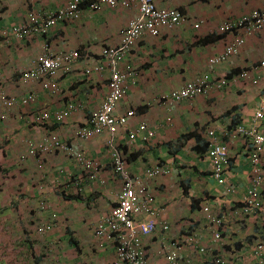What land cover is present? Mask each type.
<instances>
[{
	"label": "crops",
	"instance_id": "obj_1",
	"mask_svg": "<svg viewBox=\"0 0 264 264\" xmlns=\"http://www.w3.org/2000/svg\"><path fill=\"white\" fill-rule=\"evenodd\" d=\"M90 1L92 0H80L84 9L79 20L58 24L44 36L50 51L64 48L83 50L94 57L96 64L100 61L98 55L101 47L115 45L119 40V30L136 13L133 7L109 6L88 12L87 5ZM153 1L157 7L178 8L186 14L187 21L172 28H161L157 36L143 33L120 63V68L128 65L136 68L137 73L133 83L126 81V93L118 103L116 111L121 113L125 109H132L134 115L117 130L114 141L124 156L125 167L130 174L142 176L143 169L154 164L166 165L169 170L166 175L145 180L154 203L163 208L157 215L155 232L142 237L146 264H164L159 246L160 237L167 241L180 232L202 224L204 213L200 204L205 197L213 202L209 209L220 213L223 218L225 245H234L237 248L244 240H250L252 232L257 228L259 219L251 216L242 222L237 207L249 183L248 143L229 133L235 123L241 121L239 123L246 124L254 109L260 105L259 97L264 90V67H257L258 69L249 74L252 79L258 80L255 85L248 78L240 79L237 71L246 66L257 65L264 59V26L260 31L248 35L239 52L228 61L217 65H210L208 61L224 45V36L216 32L217 25L225 18L238 16L252 9L264 11V0ZM64 2L66 0H0V29L20 21L28 9H53ZM195 23L196 27L193 26ZM42 40L41 36L36 35L22 42L12 39L9 46L0 45V74L4 77L6 91L16 96L30 90L37 94L34 103L24 108L15 106L9 117L0 122V139L4 135L7 140L0 146V162L8 174L4 184L8 187L9 193L6 194L10 196L13 193L14 199L20 193L18 202L11 204L9 211L25 210L28 202L32 204L35 199L43 196L52 205L45 217L55 215L58 220L64 219L66 227L45 238L46 246L54 248L55 257L54 261L49 258L44 264H78V258H86L88 250L91 251L88 253L87 262L109 264L113 258L111 246L95 240L88 225L106 214L115 203L119 181L111 174L110 169L105 167L100 171L102 180H91L73 161L58 153L44 156V171L36 166L32 157L26 158L22 165L16 162L18 153L24 149L25 139L42 138L45 133L43 127H48L46 124H29L27 114L38 109L42 111L44 108L53 110L76 93L82 111L72 113L61 126L48 127L56 129L62 138H71L74 124L82 120L84 112L88 113L98 106L106 91L107 70L85 77L81 74L85 64L80 61L74 65L69 75L58 78L64 93L61 101L40 90L35 84L18 82L17 71L27 67L41 53ZM202 71L208 74L207 79L228 72H232L234 76L228 85L218 89L205 88L203 95L176 103L170 108H164L156 102L159 94L176 88L183 81L202 74ZM228 110L229 114L226 112ZM166 116L169 120L165 119ZM139 121H144L152 128L153 138L125 143V132L131 130ZM208 129H213L227 147L228 179L233 189L229 194H225L223 187L217 186L209 175V160L204 151L194 149L196 143L193 136L183 137L194 132L205 141L204 132ZM105 137H108L107 133L102 132L92 141L75 142L87 155L106 162V150L103 147ZM262 161L264 168V156ZM56 167L72 171L73 176L81 172L82 183L78 192L73 189L71 182L65 185L68 193H74L76 198L63 199L55 191L51 192L53 196L50 195ZM43 172L46 173L45 177ZM259 189L263 197L261 214L264 215V180ZM22 217L13 221L10 218L12 225L17 223L25 227ZM160 222L168 225L167 231L160 232ZM74 238L76 243L72 242ZM201 240L202 243H209L206 229ZM67 252L68 256L65 255ZM181 255L191 263L198 260L188 249H183Z\"/></svg>",
	"mask_w": 264,
	"mask_h": 264
},
{
	"label": "built area",
	"instance_id": "obj_2",
	"mask_svg": "<svg viewBox=\"0 0 264 264\" xmlns=\"http://www.w3.org/2000/svg\"><path fill=\"white\" fill-rule=\"evenodd\" d=\"M132 1L137 6L138 14L129 19L125 26L120 29L118 44L101 47L99 52L101 59L96 64L92 58H88L87 54L82 55L84 60L89 61L83 67L81 72L83 76L88 77L91 72H98L97 70H101L105 65L108 66L109 76L107 77V92L101 104L83 118L82 125H76L73 129V136L78 140L90 139L103 130L109 134L105 141L106 158L111 165V173L119 175L117 204L94 224L92 234L94 238L103 240L104 243H114L116 255L111 264H143L138 249L142 244L141 236L149 235L154 231L155 217L160 211V208L157 209L152 206V198L144 180L167 172L165 167L153 165L144 169V179L130 175L126 170L123 154L115 147L112 137L116 128L125 124L132 111L127 110L120 116L114 115L113 110L126 91V81L129 80L132 83L136 73L129 66L125 67L124 71L120 70L118 64L143 33L156 36L161 28H171L183 19L177 10L155 7L151 0H102L103 3L110 6H115L117 3L127 6ZM55 20L52 14L42 18L40 14L29 13L25 22L12 26L9 32L1 30L0 34L5 36L4 41L6 42L10 37L22 38L33 33L43 34L50 25L54 24ZM263 25L264 11L259 9H252L241 16L221 22L217 29L220 33L226 34L227 41L222 52L209 58V64L224 62L229 56L236 54L244 43L245 37L259 31ZM78 56L76 51L49 53L44 50L21 73L22 80H34L43 90L53 93L60 92L58 77L71 73L72 64ZM257 67H264V59L260 60L250 70H242L239 77L256 82V79H252L249 74L258 69ZM212 81L204 75L196 76L178 89L160 94L156 102H160L168 108L182 99H190L202 93L205 88L211 86L221 88L226 85V79L223 77ZM34 100L35 95L33 93L15 99L8 96L0 86V118H4L6 112L16 103L27 105ZM259 104L248 125L238 124L232 130L233 135H238L248 143L249 183L237 207L242 222L251 216H256L259 219L251 239L244 240L237 248L234 245H225L223 218L220 213L209 209L210 199H204L201 205V210L204 213L202 224L180 232L167 241L164 237H160L159 246L164 264H264V215L261 214L263 197L259 189L264 180L262 166V156L264 155V120H262L264 118V92L260 96ZM78 107L79 105L74 100L69 99L64 103L62 109L53 112L52 115L46 111H41L34 121L40 123L52 118L59 121L76 111ZM138 135L141 139H148L153 135V130L141 122L128 132L127 140L131 141ZM205 136L207 139L205 156L210 163V176L218 185L223 187L225 194H229L233 189L228 179L226 145L215 136L212 129L207 130ZM25 146L27 149L25 155L34 157L38 166H42L45 155L58 153L73 161L75 166L82 169L86 177L91 180H96L95 176L98 175L100 167H102L101 160L86 155L75 143L64 141L55 132L48 133L39 142L32 143L25 140ZM39 205L43 206V203L39 202ZM159 227L161 230L167 229L165 223H161ZM45 229L46 227H43L42 231ZM205 229L209 233V243H202L201 240ZM183 249L192 251L198 260L191 263L184 259L181 255Z\"/></svg>",
	"mask_w": 264,
	"mask_h": 264
},
{
	"label": "clouds",
	"instance_id": "obj_3",
	"mask_svg": "<svg viewBox=\"0 0 264 264\" xmlns=\"http://www.w3.org/2000/svg\"><path fill=\"white\" fill-rule=\"evenodd\" d=\"M151 2H152V4L155 6V7H157L156 5H155V3H154V1L153 0H151ZM70 3H73V4H70ZM102 6H109V7H121V8H130V7H133V8H135V11H136V13H135V15L133 16V17H136L137 16V14H138V12H137V6H136V4H135V2H130L129 3V5H127V6H122V5H120V4H116L115 6H110V5H108V4H106V3H103L102 2V0H92V1H90L89 3H88V5H87V9H88V12H93V11H97V10H99ZM67 8V9H66ZM159 8H164V7H159ZM83 6L81 5V2H80V0H66V2H64L61 6H59V7H56V8H53V9H46V10H44V9H40V10H33V9H28V10H26V13L24 14V16H23V18L20 20V21H18V22H16V23H13V24H10V25H5V26H3L1 29H0V31L1 30H5V31H7V32H9L10 31V28L12 27V26H15V25H17V24H19V23H23V22H25L26 20H27V16H28V14L29 13H36V14H40V16L43 18V17H45V16H47V15H49V14H52L54 17H55V22H54V24H52V25H50L47 29H46V31L43 33V34H38V33H33V34H31V35H29V36H26V37H22V38H14V37H10V39L6 42V41H4V37L5 36H3L2 34H0V45L1 46H9L10 45V42H11V40L12 39H15V40H18V41H20V42H22L23 40H25V39H30V38H32V37H34V36H36V35H38V36H41L42 38H43V40L41 41V50H40V52L42 53L44 50L45 51H47V52H49V53H53V52H60V51H76L77 53H78V57L76 58V60L73 62V64H72V70H73V68H74V65L78 62V61H80V62H82V63H84L85 65L86 64H88L89 63V61L88 60H84L83 58H82V55L83 54H87V56H88V58H92L93 60H94V57L91 55V54H89L88 52H86V51H83V50H81V51H78V50H76V49H66V48H64V49H60V50H54V51H50L49 50V48H48V41H47V39L46 38H44V36L52 29V28H54V27H56L58 24H63V23H73V22H76L77 20H79L80 19V17H81V15L83 14ZM168 9H175V10H177L180 14H181V16L183 17V19L177 24V25H179L180 23H182V22H185V21H187V16H186V14L184 13V12H182L181 10H179L178 8H175V7H168ZM61 12V13H60ZM248 13V12H247ZM243 14H245V13H243ZM243 14H240V15H238V16H241V15H243ZM238 16H233V17H228V18H225L224 20H227V19H229V18H236V17H238ZM133 17H131V18H133ZM130 18V19H131ZM223 20V21H224ZM223 21H221V22H223ZM220 22V23H221ZM127 23V22H126ZM219 23V24H220ZM218 24V25H219ZM177 25H175V26H177ZM218 25H217V27H216V32L218 33V34H220V35H223L224 36V45H223V48H224V46H225V43H226V41H227V36H226V34H224V33H220L219 31H218ZM125 26V25H124ZM123 26V27H124ZM193 26L194 27H196L197 26V23H195V24H193ZM264 26V25H263ZM174 27V26H173ZM172 28V27H171ZM262 29V28H261ZM260 29V30H261ZM259 30V31H260ZM120 31V30H119ZM258 32V31H257ZM256 33V32H255ZM157 36V35H156ZM140 38V37H139ZM139 38L135 41V43L139 40ZM246 38L247 37H245V39H244V43H245V40H246ZM118 42H119V40H118ZM118 42L116 43V44H118ZM134 43V44H135ZM243 43V44H244ZM115 44V45H116ZM133 44V45H134ZM242 44V45H243ZM105 46H108V45H105ZM112 46V45H111ZM103 47V46H102ZM133 47V46H132ZM132 47L130 48V50L128 51V53L131 51V49H132ZM240 49V48H239ZM223 50V49H222ZM222 50L220 51V52H222ZM219 52V53H220ZM238 52H239V50H238ZM237 52V53H238ZM41 53H39V54H37L34 58H36L38 55H40ZM127 53V54H128ZM219 53H216V54H213V56H215V55H217V54H219ZM236 53V54H237ZM127 54H125L124 55V57L127 55ZM236 54H233V55H231V56H229L224 62H226V61H228L232 56H234V55H236ZM99 56V58L101 59V57H100V55H98ZM124 57H123V59H124ZM34 58L32 59V60H34ZM122 59V60H123ZM32 60L29 62V64H28V66L27 67H25V68H23V69H21V70H19V71H17V75H18V77L16 78L17 79V81L18 82H20V83H32V84H35V85H37V87L40 89V90H42V91H44V92H46V93H48V94H51L52 96H56L57 98H58V101H61L62 100V98H63V96H64V93H63V87H62V85H60V81H59V79H58V83H59V85H60V87H61V89H60V92H55V93H53V92H49V91H46V90H43L42 89V87H40L39 85H38V83L36 82V81H34V80H27V81H23L22 80V77H21V73L25 70V69H27L30 65H31V62H32ZM122 60H121V62H122ZM120 62V63H121ZM97 63H99V62H97ZM120 63L118 64V68L120 69V70H125L124 68L125 67H127L128 65H126L125 67H123V68H120L119 67V65H120ZM221 63H223V62H221ZM221 63H217V64H221ZM208 64H209V62H208ZM217 64H213V65H217ZM85 65H83V67L85 66ZM211 65V64H210ZM253 66H255V65H250V66H246V67H243V68H241V69H239L238 71H237V76L239 77V74H240V72L242 71V70H250ZM129 68H132L133 69V71H135L136 73H137V70H136V68H133V67H131V66H129ZM72 70H71V72H72ZM83 70V69H82ZM103 70H107V73H108V76H109V70H108V66H103V68L100 70H97L98 72H91V73H99V72H101V71H103ZM209 71V70H208ZM82 72V71H81ZM203 72V71H202ZM136 73H135V76H134V79H135V77H136ZM204 73V72H203ZM200 74V75H204V76H206V75H208V74ZM209 73V72H208ZM232 72H228V73H224V74H222V75H219V76H216V77H212L211 76V78H209V80L211 81V82H213L212 80H217L218 78H220V77H223V78H225L226 79V85H228L231 81H232V77L234 76L233 74H231ZM252 73V72H251ZM69 75V74H68ZM65 76H67V75H65ZM89 76H91V75H89ZM88 76V77H89ZM107 76V77H108ZM196 76H199V75H196ZM195 76V77H196ZM59 77H61V76H59ZM58 77V78H59ZM240 79H242V80H247V78H241V77H239ZM193 79V78H192ZM189 80H191V79H188V80H185V81H183L179 86H177L176 88H173V89H170V90H168L167 92H169V91H171V90H175V89H178L180 86H182L185 82H188ZM250 80V79H249ZM107 78H106V81H105V86H106V91H105V93H104V95H103V97H102V100H103V98L105 97V94H106V92H107ZM128 81V80H127ZM134 82V81H133ZM132 82V83H133ZM251 83H253V85H255L257 82H258V80H256V82H252V81H250ZM127 83V82H126ZM225 85V86H226ZM0 86L4 89V91L6 92V94L8 95V96H12V97H14L15 99H19L20 97H22V96H24V95H26V94H29V93H33L34 95H35V100H36V93L34 92V91H27L25 94H21V95H12V94H9L7 91H6V89H5V86H4V77L0 74ZM224 87V86H223ZM208 88H214V89H218L217 87H215V86H211V87H208ZM207 88V89H208ZM222 88V87H221ZM126 89H127V87H126ZM206 89V90H207ZM264 92V90L261 92V94ZM126 93V91L124 92V94ZM163 93H166V92H163ZM76 94V93H75ZM75 94H73V95H70L69 96V98H66L64 101H62V103L60 104V105H58L55 109H53V110H49V109H47V108H44V109H42V111H46V112H48L49 114H53V112H55V111H58V110H60V109H62L63 108V106H64V103L67 101V100H69V99H71V100H74L76 103H77V105H79V107L77 108V110L76 111H82V107L80 106V102L78 101L79 99H78V97L75 95ZM123 94V95H124ZM162 94V93H161ZM261 94H260V96H261ZM122 95V96H123ZM160 95V94H159ZM158 95V96H159ZM199 95H203L202 93H200V94H197V95H195V96H193L192 98H190V99H182V100H180V101H178V102H176V103H179V102H182V101H185V100H191V99H193L194 97H196V96H199ZM122 98V97H121ZM158 98V97H157ZM156 98V99H157ZM35 100L33 101V102H30V103H34L35 102ZM102 100L99 102V104H98V106L101 104V102H102ZM121 100V99H120ZM259 100H260V97H259ZM120 102V101H119ZM118 102V103H119ZM29 103V104H30ZM118 103L116 104V106H115V108H114V110H113V114L114 115H122V114H124L125 113V111H127V110H131L132 111V114L129 116V117H127V119H126V122H127V120L130 118V117H132L133 115H134V112H133V110L132 109H125L123 112H118V111H116V109H117V105H118ZM158 103V102H157ZM176 103H173L170 107H172L174 104H176ZM29 104H27V105H29ZM159 105H161V106H163L164 108H167L166 106H164V105H162L160 102L158 103ZM27 105H20L19 103H16L12 108H10L7 112H6V116L4 117V118H0V122H2V121H4V120H6L7 119V117H9V115H10V113L12 112V110H13V108L15 107V106H20V107H26ZM98 106L95 108V109H97L98 108ZM170 107H168V108H170ZM41 109H38V110H36V111H34V112H32L31 114H27V117H26V119H27V121H28V123L29 124H33L34 126L35 125H39V126H42L43 124H46V125H48V127H49V125L52 127V126H54V125H57V126H61L62 124H64V122L67 120V118L72 114V113H74V112H76V111H74V112H72V113H70L67 117H65V118H62L61 120H59V121H57V120H54L53 118L51 119V120H49V121H43V122H36V121H34L35 120V117L41 112L40 111ZM94 110V109H93ZM93 110H91V111H93ZM256 110V108L254 109V111ZM91 111H89V112H91ZM254 111H253V114H254ZM89 112L88 113H83V116H82V120L81 121H79V122H77L76 124H74L75 126L76 125H82V123H83V118L84 117H86V116H88V114H89ZM227 112V111H226ZM228 114L230 113V110H229V112H227ZM253 114H252V116H251V118L253 117ZM251 118L248 120V122L246 123V124H244V123H239V122H241V121H239V122H237V123H235L234 125H233V128L236 126V125H238V124H241V125H248L249 124V121L251 120ZM166 120H169V118H168V116H166V118H165ZM262 120H264V118L262 119ZM126 122H125V124H126ZM141 122H143V123H145L144 121H139L136 125H138L139 123H141ZM124 124V125H125ZM146 124V126H147V128H149V129H152L147 123H145ZM123 125V126H124ZM135 125V126H136ZM74 126V127H75ZM123 126H118L117 128H116V131H115V133H114V135L116 134V132H117V130L119 129V128H121V127H123ZM135 126H133V128L135 127ZM48 127H43L44 129H45V133H44V135L42 136V138H39V139H32V138H28V139H25V140H29L30 142H32V143H35V142H39V141H41L48 133H52V132H55V133H57L58 134V132L56 131V129H49ZM74 127H73V129H74ZM132 128V129H133ZM233 128L231 129V131H230V135H232V136H238V135H233ZM131 129V130H132ZM209 130V129H208ZM213 130V129H212ZM130 131V130H129ZM129 131H126L125 132V137H124V140H125V143H130V141H128L127 139V134H128V132ZM207 131V130H206ZM205 131V132H206ZM102 132H106L107 133V135H108V137H109V134H108V132L107 131H105V130H103ZM101 132V133H102ZM205 132H204V137H205V142H206V146H207V139H206V136H205ZM214 132V131H213ZM215 134V133H214ZM59 135V134H58ZM72 136H71V138H67V139H65V138H62L60 135V138H62L64 141H66V142H68V143H75V145L77 144V142H75V141H84V142H89V141H92L94 138H95V136L94 137H92V138H90V139H85V140H78V139H75L74 138V136H73V130H72V134H71ZM99 135V134H98ZM98 135H96V136H98ZM114 135H113V137H112V140H113V142L115 143V147L118 149V145H117V142H115L114 141ZM153 136H154V131H153V135L150 137V138H148V139H141V137L138 135V136H135V138L133 139V140H136V139H138V140H142V141H147V140H150L151 138H153ZM216 136V135H215ZM107 137V138H108ZM217 137V136H216ZM6 138L8 139V137L6 136ZM106 137H105V139H104V144H103V147L105 148V150L107 151V147H106V145H105V141H106V139H107ZM71 139V140H70ZM133 140H131V141H133ZM220 140V139H219ZM5 141H7L6 139H4V135H3V139H0V146L1 145H3L4 143H5ZM74 141V142H73ZM124 143V144H125ZM77 146V145H76ZM206 146H205V148H204V154H205V150H206ZM227 148V147H226ZM80 149V148H79ZM26 146H25V141H24V149L21 151V152H19L18 153V155H17V157H16V162L18 163V164H23V162L26 160V158H28V157H31V156H29V155H25V152H26ZM82 152H84L82 149H80ZM119 150V149H118ZM85 153V152H84ZM107 153V152H106ZM106 153L104 154V156L106 155ZM53 154H56V153H53ZM52 154V155H53ZM86 154V153H85ZM227 154H228V151H227ZM22 155H24V157H22ZM87 155V154H86ZM62 156V155H61ZM264 156V155H263ZM263 156H262V158H263ZM63 158H64V156H62ZM124 157V156H123ZM32 158H34V157H32ZM92 158H94V159H97V158H95V157H92ZM34 160H35V158H34ZM100 160V159H99ZM105 160H106V162H100L101 164H102V167H100V170H99V172H98V175L97 176H95L96 177V180L98 179V178H100L101 180H102V175L100 174V171L103 169V168H105V167H107V168H109L110 169V172H111V165L109 164V160L105 157ZM35 162H36V160H35ZM124 163H125V161H124ZM43 164H44V157H43ZM43 164H42V166H38V164H37V162H36V166L38 167V168H41L43 171H44V166H43ZM3 165V163L2 162H0V188H2V190L4 191L5 189H7L8 187L5 185L4 186V184H5V180H6V177H7V173H6V168L4 167V166H2ZM154 165H160V166H162V167H165L166 168V170H167V172L166 173H164V174H161V175H166L168 172H169V170H168V168L166 167V165H161V164H154ZM151 166H153V165H150V166H147V167H151ZM262 166H263V161H262ZM147 167H145V168H147ZM228 167H229V155H228ZM228 167H227V169H228ZM144 168V169H145ZM144 169H143V171H144ZM79 170L80 171H82V172H84L82 169H80L79 168ZM127 170V169H126ZM54 171L56 172V177H55V179H53L51 182H52V184H51V191H50V195L51 196H53V193H51V192H57L63 199H67V200H69V199H74V198H76L77 197V195H75L74 193H71V194H69L68 193V191L66 190V188H65V185L67 184V183H72V185H73V189L74 190H77L76 192H78V189L79 188H81V183H82V180H81V177H80V173H76L75 174V176H73V174H72V171H70V170H67V169H64V168H60V167H56V168H54ZM128 171V170H127ZM143 171H142V176H140V175H138V174H130L129 172V174L130 175H136V176H139V177H141V178H143ZM263 171H264V168H263ZM44 173V177H45V175H46V173L45 172H43ZM112 174V173H111ZM113 176H115L116 178H118V181H119V175H117V174H112ZM209 175H210V163H209ZM160 176V175H159ZM156 177V176H155ZM152 178H154V177H152ZM212 178V177H211ZM144 179V178H143ZM148 179H151V178H148ZM148 179H146V180H148ZM213 179V178H212ZM145 181V180H144ZM215 182V181H214ZM215 184L217 185V186H220V185H218L216 182H215ZM146 185V184H145ZM4 186V187H3ZM146 188H147V186H146ZM147 190H148V188H147ZM5 193H9L8 192V189L7 190H5L4 191ZM19 194L20 193H18V194H16L15 195V197H14V199L12 198V195H13V193H12V195H10L9 196V198H10V200L8 201V205H7V208L9 207H11V204H15V203H17L18 201V199L20 198V196H19ZM116 198H117V194H116ZM116 198H115V203L113 204V206L110 208V210L117 204L116 202ZM204 199H210L209 197L207 198V197H205ZM210 201H211V199H210ZM39 202H42L43 203V206H40L39 205ZM203 203V202H202ZM202 203L200 204V209H201V205H202ZM211 203H213L212 201H211ZM152 206H154L155 208H157V209H159L160 207H158V206H156V204L154 203V201H153V199H152ZM52 208V205H51V202H49L45 197H43V196H40L39 198H37V199H35L34 200V202L32 203V204H29V202H28V205L26 204V206H25V210L24 209H22V210H24L25 211V214H24V217L26 218V220H27V222H28V224H29V226H30V228H31V232L33 233V238H34V240L37 242V243H39V244H41V245H43V249H45V248H47V246H46V243H45V238H47L49 235H51V236H53L57 231H59L60 229H64L65 227H66V223H65V221H64V219H61V220H58L56 217H55V215H53L52 217H50V218H46L45 217V214L48 212V211H50V209ZM110 210L106 213V214H108L109 212H110ZM163 210V208H160V211H162ZM160 211H158V214H159V212ZM106 214H104V215H106ZM157 214V215H158ZM219 214V213H218ZM104 215H102L101 217H103ZM101 217L100 218H98L95 222H90L89 223V229H90V232H91V235H92V237L94 238V236H93V234H92V230H93V226H94V224H96V222H98L99 221V219H101ZM161 223H165V222H160L158 225L160 226V224ZM166 224V223H165ZM156 225H157V216L155 217V228H154V231L151 233V234H149V235H143V236H141V242H142V237H145V236H150V235H152L154 232H155V229H156ZM167 225V224H166ZM25 226H26V224H25ZM43 227H46V229L44 230V231H42V228ZM159 229H160V227H159ZM167 229H168V225H167ZM167 229L166 230H161L160 229V232L162 233V232H164V231H167ZM18 234H20L19 236H18ZM28 235V232L23 228L22 230H21V233L20 232H13V244H12V247H13V249H19V248H22L21 246H16L15 245V242H17L18 240L16 239L17 237H19L18 239L19 240H21V236L22 237H24V239H25V242H27V243H29V245L28 244H22V246H23V251H25L26 252V255H25V257H27V259L29 260V262H27V264H44V261L42 260L43 259V257H44V254H42L43 252L37 247V249H36V247H35V243H33V239L31 238H29V236L28 237H26ZM95 240H98V241H100L102 244H105V245H107V246H111V248H112V250H113V258L111 259V261H110V263L109 264H111L112 263V261H113V259L115 258V249H114V243H112V244H109V243H104L103 242V240H99V239H97V238H95ZM76 239L74 238L73 240H72V242L73 243H76ZM21 242H23L22 240H21ZM101 243H99V245H101ZM139 249V251H140V258L142 259V261H143V264H146V256H145V249H144V245H143V243L141 244V247H139L138 248ZM51 259V258H50Z\"/></svg>",
	"mask_w": 264,
	"mask_h": 264
},
{
	"label": "rangeland",
	"instance_id": "obj_4",
	"mask_svg": "<svg viewBox=\"0 0 264 264\" xmlns=\"http://www.w3.org/2000/svg\"><path fill=\"white\" fill-rule=\"evenodd\" d=\"M10 200L9 195H7L2 188H0V264H27L29 260L27 257H25L26 252L23 251V246L22 244H28L25 242L24 237L21 236V240H19L17 237L16 239L18 240L15 242L16 246H21L22 248L19 249H13L12 244H13V232H20L23 228L28 232L29 238L33 239V243H35V247H37L43 252L44 254L43 261L51 260L54 261L55 253H54V248L53 247H47L43 249V245L37 243L34 238H33V233L30 231L31 228L26 220V218L23 216L25 214L24 210H14V212L9 211V207L7 208L8 201ZM22 217L25 220L26 226L23 227V225H18L15 223L12 225L13 219L16 220L19 217ZM12 219V221L10 220ZM15 222V221H14ZM23 223V221H22ZM83 247V246H82ZM81 247V248H82ZM80 248V249H81ZM91 250H88V252L85 254L86 258H83V256L78 258V264H95L94 262H87V256L88 253ZM66 256L69 255V252L65 254ZM69 259V257L67 258ZM60 261H62L60 259Z\"/></svg>",
	"mask_w": 264,
	"mask_h": 264
},
{
	"label": "trees",
	"instance_id": "obj_5",
	"mask_svg": "<svg viewBox=\"0 0 264 264\" xmlns=\"http://www.w3.org/2000/svg\"><path fill=\"white\" fill-rule=\"evenodd\" d=\"M1 38V37H0ZM227 112H229V110L227 111ZM187 136H193V138L195 139V143H196V145L194 146V149L196 150V151H204V148H205V146H206V142L202 139V138H198V136H197V134L196 133H194V132H191V133H187V134H185L183 137H187ZM197 145H199V147L197 146Z\"/></svg>",
	"mask_w": 264,
	"mask_h": 264
}]
</instances>
